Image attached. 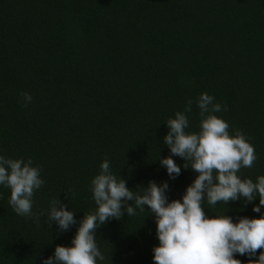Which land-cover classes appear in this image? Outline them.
<instances>
[{
    "label": "trees",
    "instance_id": "16d2710c",
    "mask_svg": "<svg viewBox=\"0 0 264 264\" xmlns=\"http://www.w3.org/2000/svg\"><path fill=\"white\" fill-rule=\"evenodd\" d=\"M24 92L33 98L27 106ZM201 92L227 106L217 115L229 133L240 130L254 146L257 159L241 173L264 175V0H0V155L31 158L45 181L30 217L12 210L0 186V264H41L70 244L96 207L90 182L104 159L132 190L167 180L165 123L192 99L197 131ZM195 175L182 167L169 199ZM56 198L75 211L67 232L47 219ZM204 207L206 215L226 210ZM226 207L234 218L259 216L252 204ZM147 215L97 228L103 264H153L158 241Z\"/></svg>",
    "mask_w": 264,
    "mask_h": 264
},
{
    "label": "clouds",
    "instance_id": "9594fccd",
    "mask_svg": "<svg viewBox=\"0 0 264 264\" xmlns=\"http://www.w3.org/2000/svg\"><path fill=\"white\" fill-rule=\"evenodd\" d=\"M21 95L24 106L32 102L30 93ZM192 104V99L186 100L184 109L165 123L168 131L163 145L170 155L159 158V164L168 179L159 184L149 180L146 187L132 190L104 159L90 182L95 209L80 218L70 244L56 245L41 264H103L105 256L97 244V228L125 214L134 217L138 211L154 216L158 243L152 248L153 264H264V251L257 252L264 250V175L253 180L240 171L256 161L254 146L240 130L229 133L228 122L217 115L227 111V106L207 92L195 99L200 120L198 130L191 131L187 114ZM176 156L182 158V165L174 161ZM182 167L196 175L179 199H169V181L180 175ZM40 173L31 158L0 155V186L10 190L8 204L17 215H35L33 196L45 183ZM257 198L259 203L254 204ZM230 201H240L245 207L252 204V212L259 216L226 215ZM205 202L210 206L220 203L226 210L206 215ZM46 215L50 227L54 222L58 232L77 225L75 211L68 210L67 204L57 198L50 201ZM237 255L246 257V262L235 258Z\"/></svg>",
    "mask_w": 264,
    "mask_h": 264
}]
</instances>
